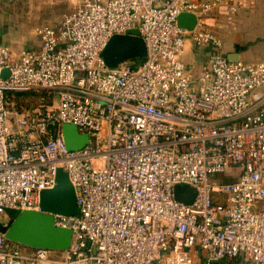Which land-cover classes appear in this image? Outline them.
I'll return each mask as SVG.
<instances>
[{"label":"built area","instance_id":"1","mask_svg":"<svg viewBox=\"0 0 264 264\" xmlns=\"http://www.w3.org/2000/svg\"><path fill=\"white\" fill-rule=\"evenodd\" d=\"M234 0H78L39 49L15 56L0 42V223L41 210V191L64 169L80 215L67 250L20 245L0 232V264H264V59H231L208 22ZM197 17L181 28L179 15ZM133 29L146 44L134 66L102 51ZM206 47L198 72L183 55ZM46 89L32 109L15 91ZM89 135L67 147L64 124ZM237 170L232 182L215 174ZM197 195L176 200L174 187ZM218 196L220 200H215Z\"/></svg>","mask_w":264,"mask_h":264},{"label":"water","instance_id":"2","mask_svg":"<svg viewBox=\"0 0 264 264\" xmlns=\"http://www.w3.org/2000/svg\"><path fill=\"white\" fill-rule=\"evenodd\" d=\"M196 23L197 17L192 13L179 15L178 25L181 28L194 29ZM145 55L146 44L138 29L126 35H114L102 51V57L109 67L121 63L134 66ZM63 133L70 150L80 149L89 142V135L80 133L73 124H64ZM174 195L176 200L190 204L196 198L197 191L191 185L178 184L174 187ZM54 213L80 215L75 187L62 168L58 170L55 187L41 191V210L21 211L8 223H0V232L12 242L26 247L67 250L72 242L73 230L57 226Z\"/></svg>","mask_w":264,"mask_h":264},{"label":"rangeland","instance_id":"3","mask_svg":"<svg viewBox=\"0 0 264 264\" xmlns=\"http://www.w3.org/2000/svg\"><path fill=\"white\" fill-rule=\"evenodd\" d=\"M238 4V10L229 19L226 15L216 17L210 15L208 22L212 29L222 39L223 44L227 38L235 39L239 35L242 43L249 40H264V0L258 4L251 17H245L240 22L239 13L242 10L240 0H234ZM78 0H0V42L8 45L15 56L23 50L36 49L40 45V37L37 29L43 25L58 26L65 15L72 12L77 6ZM251 12L248 8L243 13ZM213 20V21H212ZM206 48V47H205ZM204 49L192 43H188L183 55V61L189 70L198 72L201 63H197L200 50ZM209 51L203 54L201 60ZM237 170H228L223 177L237 178Z\"/></svg>","mask_w":264,"mask_h":264},{"label":"crops","instance_id":"4","mask_svg":"<svg viewBox=\"0 0 264 264\" xmlns=\"http://www.w3.org/2000/svg\"><path fill=\"white\" fill-rule=\"evenodd\" d=\"M194 1H197V0H194ZM240 1L243 7L238 16V19L240 22L245 17H248V16L251 17L252 13L254 12L255 8H257L258 4L263 2V0H240ZM248 8L249 9L251 8L252 11L251 12L247 11L246 12L247 14L244 16L243 13ZM222 14H224V11L221 13H215L213 15H216L215 19L216 18L218 19V17H222ZM230 38L231 37L227 38V35H226V39L223 44V47L220 49V51L226 54L229 58L241 59V60L248 61V62H257V61L264 59V40L263 39L260 41L249 40L247 44L246 43L244 44L240 40L239 35H237L235 39H230ZM39 48H40V45L36 49H39ZM206 51L208 50L204 48L199 51L200 55L197 54L199 58H197L196 61L197 63H201L200 68L202 64L205 62V60L207 59L208 54L207 56L204 55L206 57L205 60H201L203 58L202 53H205ZM260 92L264 94V87L260 89ZM227 264H241V263L237 262V263H227Z\"/></svg>","mask_w":264,"mask_h":264},{"label":"trees","instance_id":"5","mask_svg":"<svg viewBox=\"0 0 264 264\" xmlns=\"http://www.w3.org/2000/svg\"><path fill=\"white\" fill-rule=\"evenodd\" d=\"M15 102L18 107L22 109H32L37 106L43 97L52 100V96H50V91L46 89H26L15 91ZM226 173L215 174L213 179L224 181V182H232L236 179H231V177H223ZM215 200H220L218 196H215ZM221 201V200H220ZM17 213L12 214V218H14Z\"/></svg>","mask_w":264,"mask_h":264}]
</instances>
